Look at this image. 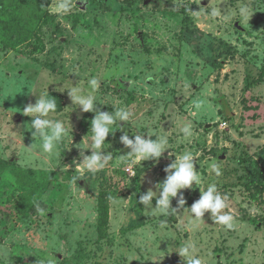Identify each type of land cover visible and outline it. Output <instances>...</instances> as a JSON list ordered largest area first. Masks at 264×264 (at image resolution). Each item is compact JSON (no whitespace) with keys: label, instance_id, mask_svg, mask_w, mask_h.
Wrapping results in <instances>:
<instances>
[{"label":"rangeland","instance_id":"obj_1","mask_svg":"<svg viewBox=\"0 0 264 264\" xmlns=\"http://www.w3.org/2000/svg\"><path fill=\"white\" fill-rule=\"evenodd\" d=\"M28 1L49 17L25 25L31 39L0 49V264H185L178 254L185 243L203 264H264V203L252 200L248 185L264 171V0H70L67 13L62 0ZM12 33L0 24V36ZM75 86L100 111L132 113L111 126L102 151L112 159L95 171L80 155L92 153L94 113L73 105ZM42 95L56 101L48 118L68 131L53 154L42 151L28 129L33 117L23 114ZM196 101H204L200 109ZM119 124L129 138L166 137L168 149L158 161L133 164ZM184 152L200 178L180 190L185 205L178 193L177 211L161 216L138 203ZM209 183L227 197L231 230L210 211L190 214Z\"/></svg>","mask_w":264,"mask_h":264},{"label":"clouds","instance_id":"obj_2","mask_svg":"<svg viewBox=\"0 0 264 264\" xmlns=\"http://www.w3.org/2000/svg\"><path fill=\"white\" fill-rule=\"evenodd\" d=\"M59 9L67 13L71 10L70 0H62L59 4ZM243 11V10H242ZM211 15L216 16L215 10ZM151 79V76L147 77ZM89 85L92 91L100 86V82L96 78L89 80ZM80 89L76 86L68 90V95L71 98L73 105H78L83 112H93L94 117L90 121L91 135L88 137V144L91 146V155H84L83 166L89 171L103 168L106 162L112 159L110 153H103V145L109 133H112L111 126L119 122H128L132 113L125 108L114 109L112 112L100 111L95 103L92 95H80ZM204 101H196L194 107L200 109ZM57 105L55 99L48 98V95H42L37 98L34 104H29L23 109L25 116L33 117L29 131H32L34 139L37 137L41 140V147L44 153L53 154L57 145L68 135V131L63 121L58 119L48 118L51 113L56 111ZM119 130L124 132L120 137V142L130 151L123 155L126 156L133 164L145 160H156L162 156L164 151L168 149L166 146L168 140L166 137H158L157 139H145L142 135H135L134 139L129 138L127 132L119 124ZM184 137L190 138L193 135L191 123L186 124L181 129ZM89 139L92 141L89 143ZM83 150V149H82ZM194 155L191 152H184L179 156H175V160L165 167L164 172L167 174L163 182L156 185L157 191L149 189L145 194L140 195L138 203L158 212L161 216H168L170 210L177 211L171 207V200L178 196V206L183 207L186 203L182 189H189L199 184L200 178L198 171L194 167ZM212 172L219 177L222 173L216 166H212ZM200 198L196 200L189 209L190 214L194 219H201L206 211H210L211 220L215 224L224 226L226 229H233L234 217L230 213L223 212L228 207L226 196H222L218 191L216 183H209L205 190H200ZM155 200V206H153ZM194 214V215H193ZM179 256L185 264H203L202 259L197 255V249L193 243H185L178 251Z\"/></svg>","mask_w":264,"mask_h":264},{"label":"trees","instance_id":"obj_3","mask_svg":"<svg viewBox=\"0 0 264 264\" xmlns=\"http://www.w3.org/2000/svg\"><path fill=\"white\" fill-rule=\"evenodd\" d=\"M46 17H49V11L46 8H33L28 0H18L13 3L9 0H0V24H5L8 29L14 31L9 36L1 34L0 49L15 47L19 43L31 39L34 35L33 30L28 29L25 25ZM54 96L56 97V94ZM248 185L252 200L256 203H264V171L258 172L255 178L248 181ZM107 218L108 208L103 203L98 210L97 219V228L101 235H103L102 229Z\"/></svg>","mask_w":264,"mask_h":264},{"label":"water","instance_id":"obj_4","mask_svg":"<svg viewBox=\"0 0 264 264\" xmlns=\"http://www.w3.org/2000/svg\"><path fill=\"white\" fill-rule=\"evenodd\" d=\"M206 2H207V0L203 1V3H206ZM235 26H236L238 29H241V26H239L237 22L235 23Z\"/></svg>","mask_w":264,"mask_h":264}]
</instances>
